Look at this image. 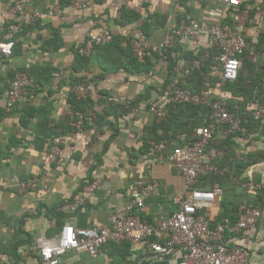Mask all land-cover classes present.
<instances>
[{
	"label": "crops",
	"instance_id": "crops-1",
	"mask_svg": "<svg viewBox=\"0 0 264 264\" xmlns=\"http://www.w3.org/2000/svg\"><path fill=\"white\" fill-rule=\"evenodd\" d=\"M11 1L0 0V14L8 12ZM260 1L242 0L243 6H254L257 13L244 27L246 35L263 25L256 8ZM71 2L32 0L30 7L41 12V20L26 34L18 36L14 55L0 69V246L7 254L17 250L20 256V250H31L39 238H54L64 226L96 228L106 223L115 209L126 206L130 200L129 186L144 174L146 155L142 152V136L154 119L144 112L136 118L131 110L116 118L112 108L122 104L129 108L137 101L145 103L148 99L160 101L167 81L174 75L181 77L175 74V67L189 60L184 57L185 53H204L209 58L215 50L210 37L200 33L194 40L177 43L175 48L179 51L172 52L177 60L173 69L160 56L153 59L150 73L135 74L120 68L104 74L99 65L101 55L93 58L88 69L76 71L77 47L99 29L128 41L129 37L143 33L141 26L146 21L149 32L143 34L151 44L158 45L186 17L201 24H216L220 20L225 22L229 12L224 0H92L84 10L74 8ZM49 11L54 13L50 15ZM123 11L138 14L140 19L124 24L121 22ZM9 19L13 22L15 18L9 14ZM57 36L56 49L49 44ZM29 64L50 66L63 72L59 79L53 77V83L42 84L37 91L20 99L14 110L8 112L5 108L7 78ZM72 76L94 82L90 100L98 113L106 111L107 115L101 127L86 125L82 131L72 130L69 120ZM106 120L117 124V132L108 128ZM233 141L235 155L264 152L261 130L247 129L246 134L233 135ZM210 152L213 155L215 150ZM250 166L244 171L246 179ZM153 173L160 186L146 200L145 210L140 214L150 223H156L164 212L178 210L174 198L185 183L167 157L155 163ZM98 176L105 178L103 187L88 196L85 205L71 211L73 197ZM260 178L257 174L255 181L259 182ZM28 183L30 186L26 187ZM237 194H230L229 201L241 203ZM262 210L255 229L228 233L225 240L228 247L243 249L249 264H264ZM222 211L221 205L216 204L206 212L215 222ZM22 261L46 264L35 253H29ZM59 264H178V260L173 254L155 253L151 248L125 242L105 246L96 257L85 251H70Z\"/></svg>",
	"mask_w": 264,
	"mask_h": 264
},
{
	"label": "built area",
	"instance_id": "built-area-1",
	"mask_svg": "<svg viewBox=\"0 0 264 264\" xmlns=\"http://www.w3.org/2000/svg\"><path fill=\"white\" fill-rule=\"evenodd\" d=\"M92 0H72V6L79 10L89 7ZM32 0H12L8 12L0 14V69L4 61L14 54L16 36L19 31L30 24L41 20L40 11L31 9ZM226 11L231 13L232 21L225 24L220 20L216 24H201L189 17L184 18L179 26L172 29L162 43L151 44L146 35L140 32L128 41L135 56L159 54L167 59L166 51L174 48L180 41L194 40L200 33L208 35L214 49L218 52L213 59V73L218 75L221 83L216 87H208L199 93H193L183 87L182 83L192 71L201 67L199 60H185L184 64L175 67L174 78L162 91L161 100H148L128 106L132 114L139 118L147 113L161 123L165 121L176 105L192 103L210 109L207 124L195 128L191 132V142L175 147L167 157L169 163L185 180L181 192L174 198L178 205L176 212H164L156 223L144 221L140 214L144 212L146 200L159 189L160 183L153 173L157 161L164 159L167 142L152 143L146 154L144 174L129 186L130 200L122 208L115 209L108 221L96 228L75 229L64 226L54 238H39L31 250H20V256L13 257L5 253L0 246V264H24L23 257L29 253L38 255L46 264H59L61 258L70 251H85L93 257L98 256L105 246L128 242L135 247L151 248L155 253L173 254L178 264H249L246 252L241 248L228 247L225 244L228 233H237L255 229L261 220L263 210L257 206L244 204L240 207L238 219L233 224L224 220L211 227L212 220L207 210L221 204L224 189L216 186L213 189L197 188L199 178L210 173L223 175L228 168L220 169L213 164L215 158H226L230 161L241 160L248 155L233 156L230 151H218L213 155L207 153L216 135H234L239 132L246 134L242 117L232 112L228 105L234 99L243 102L242 97H235L231 92L222 89L227 83H234L239 78L243 61L257 64L264 56V5H256L257 12L263 18V25L251 35L244 33V27L250 21L249 8L242 10V0H224ZM49 11L48 14H53ZM9 14L14 16L11 24ZM114 41V36L103 29L92 33L77 49L82 57L92 58L95 48ZM62 70L55 72L53 77L59 79ZM94 82L86 79L70 89L71 95L78 101H88ZM35 79L31 75V65L18 72L14 78L8 79L5 93V108L11 112L20 99L34 92ZM261 100L247 102L244 112L250 114L252 123L264 128V95ZM240 109L239 105L235 106ZM70 124L73 131H82L85 124L95 126L97 112L89 102L84 111L73 106L69 111ZM260 175V181L255 176ZM248 181L244 188L255 187L264 190V162L251 165L246 173ZM105 184V178L98 176L86 183L81 192L73 197L71 211L87 203L88 196L96 194ZM30 183L26 187H29ZM162 240L163 242H160ZM178 248V251L175 249Z\"/></svg>",
	"mask_w": 264,
	"mask_h": 264
},
{
	"label": "trees",
	"instance_id": "trees-1",
	"mask_svg": "<svg viewBox=\"0 0 264 264\" xmlns=\"http://www.w3.org/2000/svg\"><path fill=\"white\" fill-rule=\"evenodd\" d=\"M260 4L264 5V0H261ZM246 6L247 4L242 7V10L245 9ZM247 8H249L250 20L252 21L257 15L256 9L254 6H252L251 8ZM139 19L140 16L138 14L126 11L122 12L121 22H123L124 24L135 22ZM231 21V13L228 12L227 18L225 19L224 23L229 24ZM13 23L14 21L11 22L9 26H11ZM148 24L149 22L146 21L141 26V28L143 29V33L145 34H148L149 32ZM35 25H37V23L30 24L29 26L24 27L21 31L18 32L16 36L14 53L17 46L18 36L20 37L21 35L26 34L28 31L36 27ZM56 38L57 39L53 40V43L49 45L57 49L59 38L58 36ZM124 42L127 43L125 44ZM176 48L174 47L165 52L167 55V59H165V61L169 62L170 69H173L177 64V60L173 58L172 54V52L175 50L176 52L179 51ZM211 52L212 53L209 58H205L204 53L196 54L194 52L184 54V57L188 58L189 60H199L201 62V67L191 72L188 78L182 83L183 87L189 89L193 93H199L205 88L216 87L221 83L220 77L214 74L212 70L213 58L217 55L218 52L216 50H212ZM76 55V71H78L80 68L88 69L89 63L93 60V58L95 57L97 59L98 56L101 55V61H99V65L104 74L119 70L120 68H125L126 70H129L131 73L135 74L150 73V70L154 65L153 59L160 58L161 56L159 54L147 55L144 57L135 56L131 49L129 41H127L125 37L116 35L114 36V41L112 43L97 46L92 58L80 56L78 49H76ZM111 58L113 59V65H111ZM124 59H126V61H124ZM23 70L24 69H22L21 71ZM58 71L59 69L50 66H31V75L35 79V88L33 90L37 91L39 86L42 84L53 83V74ZM15 75H12L7 79L14 78ZM72 77V85L80 84L82 82H85L86 80V78L82 76ZM168 82L169 80L167 81V83ZM167 83L165 84V86L167 85ZM222 89L231 92L235 97H242L244 99L243 102L234 99L228 105L229 109L232 112H236L238 116L245 119V121H243L244 127L248 129V131H255L256 129H258L261 130L262 133H264V128H259V126L252 123L251 115L244 112V107L247 102L261 100L260 96L264 95V56L260 57L257 64H252L247 60H244L239 72L238 80L234 83H227L222 87ZM145 97H142V99H145ZM69 100L71 103L70 109H72L74 106L75 108L84 111L89 102L92 104L90 98L88 101H78L73 95H70ZM138 103L139 101L131 104V106H134ZM236 105L240 106L239 110L235 109ZM112 110L115 113L116 118H119L118 116L126 115L130 111V108H127L125 104H122L114 106ZM106 116V111L103 114L97 112V120L95 122V126L97 125L101 127L104 124ZM209 117L210 109L204 106L194 105L192 103L173 106L171 108L170 116L165 121L158 123L154 120L153 124L144 131V134L142 136L143 154L146 155L148 153L152 143L167 142L165 157H168L175 147L190 143L191 132L195 128L207 124V122L209 121ZM105 124H107L110 130L112 129L117 132L118 126L116 123L111 120H106ZM86 125L88 124H85V126ZM237 134L241 135L242 133L239 132ZM233 147V134L225 138H220L216 135L207 148V153L211 154V149H214L215 152L230 151V153L235 156ZM263 162V151H258L257 154L249 153L243 161H239L236 159L235 161H230L228 157L215 158L213 160V164L220 169L226 168V165H228V171H226L223 175L210 173L199 178V184L197 185V188L213 189L216 186H221L224 189V196L220 204L223 211L221 212L219 219L215 222H212V228H215L217 224L224 222L226 218L235 223L238 219L239 209L244 204L257 206L261 209L264 208V190H258L255 187H252L250 189L243 187V185L248 181V179H246V177L244 176L245 168L249 165ZM230 194H237L238 197L241 198V203L236 204L229 201L228 196ZM160 242L163 241L160 240ZM9 255L18 258L17 250Z\"/></svg>",
	"mask_w": 264,
	"mask_h": 264
}]
</instances>
